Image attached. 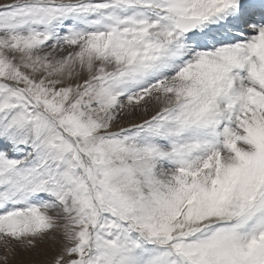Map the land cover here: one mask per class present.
Segmentation results:
<instances>
[{
    "label": "snow or ice",
    "instance_id": "6c2138e0",
    "mask_svg": "<svg viewBox=\"0 0 264 264\" xmlns=\"http://www.w3.org/2000/svg\"><path fill=\"white\" fill-rule=\"evenodd\" d=\"M0 264H264V0H0Z\"/></svg>",
    "mask_w": 264,
    "mask_h": 264
}]
</instances>
